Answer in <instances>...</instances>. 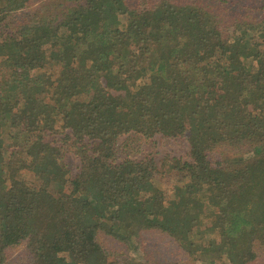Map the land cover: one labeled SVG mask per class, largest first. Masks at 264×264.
Listing matches in <instances>:
<instances>
[{
  "label": "trees",
  "instance_id": "obj_1",
  "mask_svg": "<svg viewBox=\"0 0 264 264\" xmlns=\"http://www.w3.org/2000/svg\"><path fill=\"white\" fill-rule=\"evenodd\" d=\"M30 1L0 0V25ZM145 8L87 0L56 17L59 31L44 16L0 37V129L10 142L0 138L1 261L26 242L37 264H109L91 262L102 233L132 245L152 230L204 261L257 258L264 20L225 37L202 8ZM68 131L80 159L73 177L45 138ZM131 133L187 138L191 161L175 160L185 182L164 193L152 160L117 162Z\"/></svg>",
  "mask_w": 264,
  "mask_h": 264
},
{
  "label": "rangeland",
  "instance_id": "obj_2",
  "mask_svg": "<svg viewBox=\"0 0 264 264\" xmlns=\"http://www.w3.org/2000/svg\"><path fill=\"white\" fill-rule=\"evenodd\" d=\"M180 6H192L202 8L211 12L217 17L220 28L225 37H232L237 28L244 29L246 26L256 25L264 20V0H165ZM164 0H129L131 6L147 7L145 9L157 8ZM87 0H31L25 9L15 10L5 24L0 25V37L4 39L10 32L15 36L16 31L20 32L25 28L40 27L44 16L48 21L59 25L63 17L80 10L85 6ZM56 17H60L57 24ZM66 22V21H65ZM116 93V92H114ZM8 132L0 129V138L9 144ZM70 131L65 134L53 133L46 135V141L53 146L62 147L64 162L67 165L72 177L80 172V159L70 144ZM2 139V138H1ZM125 159L152 160L157 166L155 176L161 185L163 192L167 193L173 183L185 182V172L175 167V160L191 161L190 144L184 137H167L155 135L145 138L142 135L131 133L121 136L117 145V162ZM11 178H16L15 172ZM28 180L32 178H27ZM22 180L15 182L23 183ZM208 221L206 222V224ZM209 224V223H208ZM99 243L102 251L97 250L91 262H95L103 255V260L109 264H233L230 258H218V255H211L210 259H216L217 263H208L210 259L194 258L182 250L180 246L157 231H144L139 237L137 244L126 245L117 238L109 237L102 233L99 236ZM254 251L257 258L248 264H264V245L254 241ZM251 245V247H252ZM0 264H37L26 242L11 247L5 251Z\"/></svg>",
  "mask_w": 264,
  "mask_h": 264
}]
</instances>
